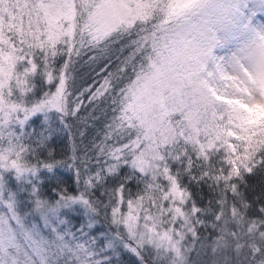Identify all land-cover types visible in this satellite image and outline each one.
I'll list each match as a JSON object with an SVG mask.
<instances>
[{
  "label": "snow or ice",
  "instance_id": "6c2138e0",
  "mask_svg": "<svg viewBox=\"0 0 264 264\" xmlns=\"http://www.w3.org/2000/svg\"><path fill=\"white\" fill-rule=\"evenodd\" d=\"M119 10L0 0V264H264V122L241 111L264 106V35L228 61L255 58L258 97L206 66L216 25L252 30L264 0H168L184 30L162 44Z\"/></svg>",
  "mask_w": 264,
  "mask_h": 264
},
{
  "label": "rangeland",
  "instance_id": "374dc122",
  "mask_svg": "<svg viewBox=\"0 0 264 264\" xmlns=\"http://www.w3.org/2000/svg\"><path fill=\"white\" fill-rule=\"evenodd\" d=\"M156 2H165L168 3V0H153ZM151 0H117V2L120 5L119 10V17L114 22L115 25L119 26L120 28H126L129 26H133L137 20L139 19H146L151 14L147 9L150 8L152 5ZM102 0H95L96 4L101 3ZM241 14H246L244 12V9H241ZM86 17L81 16L80 17V23L83 24L85 22ZM204 18H197L196 20L185 24L184 28L191 27L192 23L195 24H202ZM184 24V21L178 20L177 22L172 23V25H169L166 30L162 29L159 30L158 35L155 36V38L162 44L166 39L173 38L175 33L177 31H183L184 29L180 28V25ZM252 29L255 33V38L246 39L241 36V38H238V36H233L231 32H233L235 29H228L225 25L219 24L216 25V31L214 32V35L216 37V43L213 47V55L215 56V49L220 50V56L221 58H225L224 62V75H230V76H237L240 75L242 79H246V87L249 89L250 92H252V95L259 96V91H253V89L256 88V85L253 83V74L249 70L250 67L255 63V58L251 60H243L244 68L242 69L241 73H237L233 71L231 65L228 63L229 59L233 56H242L243 53L241 52V49H245L249 47L250 45L256 44L258 45L260 41V35H264V20L256 19L255 23L252 25ZM194 35V33H193ZM186 40L190 41V43L187 44V47L185 48L183 45L177 46V52L175 55V59L173 64L171 65L172 71L169 73V76L176 77L177 79L182 78L184 76H188V70L185 72L180 69L179 67L183 66L184 68L191 67L190 60H195V53L193 52V48L196 47V41L193 40L192 35H186ZM223 51V52H222ZM211 62H209L210 64ZM215 66V64H213ZM207 66V65H206ZM216 69V67H215ZM232 83H235V81H232ZM230 95L232 93H235V97L238 99H248L249 98V92H241L238 91L236 88H232V91L228 92ZM246 108L252 112V113H259L264 111V106L260 107H252L251 105H244Z\"/></svg>",
  "mask_w": 264,
  "mask_h": 264
},
{
  "label": "trees",
  "instance_id": "16d2710c",
  "mask_svg": "<svg viewBox=\"0 0 264 264\" xmlns=\"http://www.w3.org/2000/svg\"><path fill=\"white\" fill-rule=\"evenodd\" d=\"M153 1V0H151ZM167 3L165 2H156V1H153L152 2V5L150 6L149 9H147V11H149V13L151 14V16H149L148 18L146 19H139L137 20L136 22H134L135 24L133 25V31H141L143 32L144 30H147V33L150 34L151 36L155 37L156 35H158V31L164 29L166 30V28L169 26V25H172V23L174 22H177L178 19L177 18H169L166 16V13H165V5ZM127 28V27H126ZM253 30V29H252ZM252 30H244V31H241L239 29H235L232 33L233 36H238V38H241L244 37L246 39H250V38H255V33L254 31ZM220 47V45H219ZM219 47L218 49H215V57H217L218 59L215 61V62H211L210 64L208 63L207 64V68H208V71L210 73H214L216 71L215 69V66L213 64L216 65V63H219L223 66V68L225 67L224 66V62H225V58H221L220 56V50H219ZM221 48V47H220ZM223 52V51H222ZM190 64H191V67L189 68H184L183 66L179 67L180 69H182L184 72L186 70H188V75H190L193 71H194V65H195V60H190ZM222 75H224V73H222ZM220 83H222L225 87H226V91H227V94H229L228 92L229 91H232V88L233 87H227L228 84L232 83V81H229V80H222L220 81ZM229 96H231L229 94ZM236 99H238L237 97H235ZM241 111H248L250 112L246 106H244L243 108H241ZM250 115L253 117V118H257L259 119L260 121L264 122V111L260 112L259 113H252L250 112ZM179 118V117H177Z\"/></svg>",
  "mask_w": 264,
  "mask_h": 264
}]
</instances>
